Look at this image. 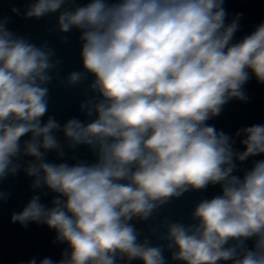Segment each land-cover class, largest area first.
I'll return each instance as SVG.
<instances>
[{
  "label": "clouds",
  "instance_id": "1",
  "mask_svg": "<svg viewBox=\"0 0 264 264\" xmlns=\"http://www.w3.org/2000/svg\"><path fill=\"white\" fill-rule=\"evenodd\" d=\"M225 0H29L11 11L41 19L59 13L57 29L80 32L83 71L97 95L81 102L90 119L61 124L48 113L47 85L53 49L39 47L8 28L0 17V180L15 175L21 156L33 189L56 194L50 206L34 195L13 222L46 225L66 244L61 259L39 264H264V159L237 175V161L264 155V124L231 136L207 122L233 99L247 101L252 78L264 84V22L236 40L242 13L228 21ZM66 39V37H64ZM85 145L94 162L47 160ZM27 137V139H22ZM219 185L201 199L190 224L164 218L150 229L166 231L153 245L137 222L190 190ZM44 192L43 195H47ZM0 198H6L0 193ZM251 241V246H249ZM27 264H37L35 258Z\"/></svg>",
  "mask_w": 264,
  "mask_h": 264
}]
</instances>
